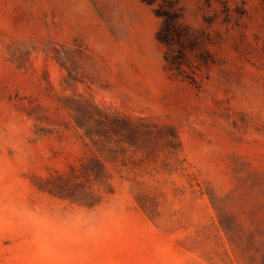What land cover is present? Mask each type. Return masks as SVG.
Listing matches in <instances>:
<instances>
[{
    "label": "rangeland",
    "instance_id": "374dc122",
    "mask_svg": "<svg viewBox=\"0 0 264 264\" xmlns=\"http://www.w3.org/2000/svg\"><path fill=\"white\" fill-rule=\"evenodd\" d=\"M0 264H264V0H0Z\"/></svg>",
    "mask_w": 264,
    "mask_h": 264
}]
</instances>
